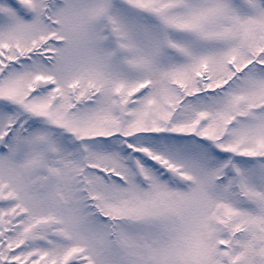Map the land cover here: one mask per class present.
<instances>
[{"label": "snow or ice", "instance_id": "obj_1", "mask_svg": "<svg viewBox=\"0 0 264 264\" xmlns=\"http://www.w3.org/2000/svg\"><path fill=\"white\" fill-rule=\"evenodd\" d=\"M0 264H264V0H0Z\"/></svg>", "mask_w": 264, "mask_h": 264}]
</instances>
